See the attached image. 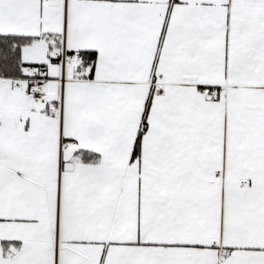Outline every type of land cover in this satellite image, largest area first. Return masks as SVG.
<instances>
[{"label": "snow or ice", "instance_id": "snow-or-ice-1", "mask_svg": "<svg viewBox=\"0 0 264 264\" xmlns=\"http://www.w3.org/2000/svg\"><path fill=\"white\" fill-rule=\"evenodd\" d=\"M0 264H264V0H0Z\"/></svg>", "mask_w": 264, "mask_h": 264}]
</instances>
